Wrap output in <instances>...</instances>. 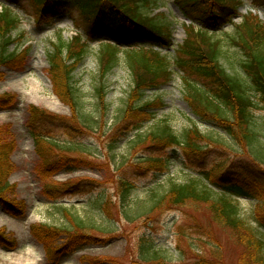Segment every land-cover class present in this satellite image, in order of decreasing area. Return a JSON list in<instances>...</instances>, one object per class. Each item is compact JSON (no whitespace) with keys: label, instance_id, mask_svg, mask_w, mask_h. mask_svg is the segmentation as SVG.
<instances>
[{"label":"rangeland","instance_id":"374dc122","mask_svg":"<svg viewBox=\"0 0 264 264\" xmlns=\"http://www.w3.org/2000/svg\"><path fill=\"white\" fill-rule=\"evenodd\" d=\"M18 1L26 7L28 14L22 9L16 10L22 23L19 30L12 32L14 43L9 51L19 50L24 45L26 48L22 51L20 61L0 67V95L5 96L6 102L10 104L8 108H0V132L5 134L6 140L11 141L8 143L14 150L10 156L13 171L9 174V185L1 195L16 205L21 204L23 214L14 215L6 211L0 201V264H154L139 256V238L148 234L160 240L157 245H164L168 249L165 253L159 252L156 261L159 263L243 264V247L237 241L233 229L218 224L202 203L188 202L174 209L166 208L164 205L167 204H163L148 217L133 213L131 221L125 214L127 203L123 204L120 198L119 178L135 184L136 189L131 192L129 200L138 198L146 201L151 198L152 190L163 191L170 180L183 182L201 174L199 170L189 168L191 162L180 147L155 152L144 149L143 146L151 142L147 136L149 132L161 129L164 123L178 133L195 125L200 132L214 138L209 140V145H205L206 141H199L204 144L202 150L207 151L204 154L205 168H212L221 162L224 167L234 168L239 157L247 158L245 150L231 143L235 140L222 136L223 131L219 127L195 117L184 97L181 70L171 68L173 73L170 81L158 87V92L146 91L143 100L160 96L162 106L156 109L153 120L130 136L121 138L116 148L111 150V135L117 137L119 134L116 130L130 120V115H136L134 111L127 115L125 110L129 103L131 71L124 57L119 53L114 67L107 72L101 71L98 42L88 45L83 58L74 64L73 83L82 116L90 121L84 122L80 116L75 121L69 104L61 101L54 92L48 59L59 38L69 40L80 29L73 26L67 15L58 17L48 25L43 20L38 21L30 0ZM166 6H170V0H167ZM243 6L252 7L250 0H244ZM73 14L78 17L77 11ZM239 19V16L232 18L234 22H239ZM180 30L177 26L173 28V38L179 43L184 38ZM22 31H25L23 38L19 37ZM232 33L231 26L225 25L222 30L213 33V37L220 41L222 51L229 54L221 61L224 68L234 74H241L239 61L242 53L229 44L228 34ZM165 52L168 54L169 51ZM169 59L171 61L172 56L169 55ZM100 86L103 87L101 97L97 92ZM136 100L133 99V105L139 106L142 100ZM42 112L52 117L44 123L33 118L44 117ZM56 117L65 118L71 128L56 125V122H52ZM253 122L255 132L264 141V110L255 109ZM32 132H40L63 146L61 149L54 146V150H61L65 156L73 158L70 161L71 169L67 170L63 166L58 170L51 169V175L42 174ZM139 135L147 137L135 145L133 142H137ZM79 145L85 149H77ZM44 152H48V149ZM151 156L169 160V171H153L155 164L149 162ZM219 175L218 171L214 172V176ZM80 181L88 183L81 193L67 195L56 203L42 189L45 184L58 188ZM99 195L105 199L111 197L108 208L104 206L100 210L98 204H92ZM237 200L241 217L253 228L257 227L259 222L256 218L264 215L263 202L245 197H237ZM74 215L91 225L88 233L94 235L95 239L79 242L63 232L56 234L48 230L68 224L74 226ZM31 225L42 232L41 237L45 241L33 237ZM39 225L44 227V231ZM45 227L48 229L45 230ZM261 231L257 229L256 232L264 238V231ZM62 244L68 246L65 251L67 254L53 261L46 249L54 250Z\"/></svg>","mask_w":264,"mask_h":264},{"label":"trees","instance_id":"16d2710c","mask_svg":"<svg viewBox=\"0 0 264 264\" xmlns=\"http://www.w3.org/2000/svg\"><path fill=\"white\" fill-rule=\"evenodd\" d=\"M35 1L38 3L45 1V7L47 6L48 12L53 15L63 12L77 3L93 28L105 30L101 33L102 36L126 45L136 44L135 47H139L133 50H123L117 44L107 40L102 41L99 46L101 71L107 72L114 67L119 53L124 57L131 71L129 103L125 110L127 115H129L128 112L136 113V115H130L128 118L130 120L116 130V133L119 134L117 137L111 135L109 143L111 150L116 148V143L121 138L130 136L133 132L140 130L145 123L154 119L156 109L162 106V98L160 96L151 100H143V98L146 91L158 92V87L170 81L173 73L171 66L176 65L182 71L184 97L195 117L219 127L223 131L222 136L235 140L231 143H234L235 147L245 150L247 154V158L239 157L234 168L224 167L222 162L212 168H205L206 155L204 154L207 151L202 150L204 144L199 141H206L205 145H209L211 143L209 140L214 138L210 134L200 132L195 125L185 132L178 133L169 124L164 123L161 129L149 132L147 136L151 142L143 146L144 149L155 152L154 150L162 151L180 147L191 162L189 168L199 169L201 174L191 176L183 182L170 180L167 188L163 191L152 190L151 198L146 201H141L138 198L129 200L131 192L136 189L135 184L130 180L119 178L120 198L123 204L127 203L125 214L129 221L133 219V213L148 217L163 204H167L164 205L166 208L174 209L188 202L202 203L218 224L233 229L237 241L243 247V264H264V238L256 232L257 229H262V233L264 231V215L256 218L259 223H257L256 229L253 228L241 217L240 203L236 200V197L244 196L258 199V202H263L264 205V141L257 135L253 126L255 109L264 110V21H261L255 14H248L241 23L234 25L233 33L228 34L229 44L242 53V59L239 61L242 72L234 74L224 68L221 62L223 58L229 56L228 52L222 51L220 41L208 33L207 29H195L192 25H184L186 36L175 49L173 63L167 55L155 49V46H168L171 41V20L167 19L163 11L154 12L156 7H159L156 6L158 0ZM175 2L185 15L193 21L201 22L204 28L208 26L215 28L214 26L218 24L217 19L222 17L218 12L219 8L226 10L236 6L234 5L236 4L235 0H175ZM19 25L18 17L11 9L0 10V67H8L11 63L20 61L22 51H9L14 40L12 32L18 29ZM122 28L124 31H121ZM24 35V32H21L19 37L22 38ZM89 35L91 40L96 38L93 33ZM87 47V43L80 36H73L66 41L59 38L50 51L48 59V71L55 94L61 101L69 104L72 118L75 121L80 116L84 122H89L90 119L82 116L81 105L75 96L73 70L74 64L78 63L85 55ZM67 58L69 62L65 63ZM97 92L101 97L103 87L100 86ZM136 98V102L142 100L139 106L133 105V99ZM9 105L6 102V97L0 95V108ZM43 116L40 118L33 116V118L44 123L45 120L52 117L45 116V114ZM65 121L66 119L61 117L52 120L60 127L71 128ZM92 122L96 123V121ZM32 134L35 139V149L40 158L39 170L42 174L51 175V169L58 170L63 166L67 170L71 169L70 161L73 158L65 156L66 154L61 150H54V146H58L60 149L63 146H60L55 140L43 136L40 132H32ZM4 136L5 134L0 132V201L6 211L20 215L23 214L22 205H16L1 195L9 185V174L13 171L10 156L14 150L11 143H8L11 141L6 140ZM147 136L139 135L137 142L133 143L137 145ZM215 143L218 144V142ZM76 147L85 149L81 145ZM47 149L48 152L45 153L44 150ZM151 157L149 162L155 164L153 171H169V160L167 161L164 157ZM215 171H218L220 175L214 176ZM157 180L158 175L156 176ZM86 185H88L87 182L81 181L68 183L58 188H51L45 184L43 191L48 192L56 203L67 195L81 193ZM110 202L111 197L105 199L103 195H99L95 197L92 204H98L99 209L102 210L104 206L108 208ZM72 218L74 226L68 224L57 229L45 227V230L48 229L56 234L63 232L67 237H74L79 242L95 239L94 235L88 233L90 224L87 225L85 220L79 216L74 215ZM39 228L44 231L43 226L39 225ZM41 233L31 225L33 237L38 241H45L46 239L41 237ZM158 241L160 240L151 234L141 235L138 241L139 256L146 261H153L154 264H164L156 262L157 257L159 252L165 253V250L168 249H165L164 245H157ZM66 247H68L66 244H62L54 250H48V248L46 250L49 252L50 258L52 257L55 261L65 253Z\"/></svg>","mask_w":264,"mask_h":264}]
</instances>
